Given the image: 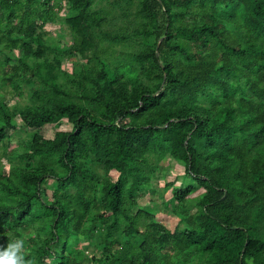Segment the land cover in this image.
Segmentation results:
<instances>
[{"label":"trees","instance_id":"16d2710c","mask_svg":"<svg viewBox=\"0 0 264 264\" xmlns=\"http://www.w3.org/2000/svg\"><path fill=\"white\" fill-rule=\"evenodd\" d=\"M68 2L75 43L33 64L49 52L43 27L58 0H0V91L23 82L32 92L22 111L0 95V145L32 130L21 149L0 151V246L46 220L30 240L37 264H84L78 235L95 232L98 264H264V0ZM119 12L127 25L104 31ZM104 40L123 49L107 53ZM76 54L86 64L62 79ZM63 119L72 130L45 139ZM168 155L205 190L196 200L194 187L172 190L186 224L173 232L134 214Z\"/></svg>","mask_w":264,"mask_h":264},{"label":"rangeland","instance_id":"374dc122","mask_svg":"<svg viewBox=\"0 0 264 264\" xmlns=\"http://www.w3.org/2000/svg\"><path fill=\"white\" fill-rule=\"evenodd\" d=\"M115 0H95L94 9L98 10L103 6H109V8H113V2ZM56 2L51 3V6H54ZM124 3V2H123ZM49 5V6H50ZM58 7L54 9L56 16L54 19H49L45 21L43 31L45 33L44 42L45 45L48 46L49 52L41 58H32L30 59L31 63H44L45 61H52L54 54L53 50L56 48L63 49L73 45L75 42L74 34L71 31V28L68 24L67 19L70 17V4L68 0H58ZM125 8H128L127 4H123ZM135 7V6H134ZM128 8L129 19L133 18V13L135 12V8ZM119 11V9H117ZM115 17L114 21L108 22L106 25L104 24L103 30L106 32L116 33L120 27L127 25L128 18L121 16V13L118 14L113 13L109 19ZM103 51L108 52H118L123 49L122 45H109L107 40L102 42ZM124 49L127 50L125 46ZM129 50L131 48H128ZM16 52V56H18V51ZM87 62L86 59L82 58L79 54L71 58H64L61 64V78H67V75L73 73H79L82 66ZM62 83H64L62 81ZM31 88L27 86V84L21 82L16 87H3L0 91V95L5 99L8 103L9 107L16 108L20 111L30 105L31 100ZM18 126L23 127L24 122L20 116L16 118ZM73 125L69 122L68 119H63L58 124H48L42 128V132L45 139H53L55 134L59 131H71ZM31 132L32 130H28ZM24 130L18 131L13 135V140L7 145H0L1 153L10 154L12 150L15 151L17 148L21 149L22 144L30 137V133ZM11 132L8 131V135ZM2 144V143H1ZM17 153V151H16ZM19 154V153H17ZM3 168L6 170L11 169V164L6 159H2ZM25 164V163H24ZM114 179H117V173L113 174ZM56 181L54 179L49 180L43 187V196L41 200H37L35 203V209L39 210L43 213L44 207L46 204H50L52 202L53 194L55 191ZM188 187H194L195 191L191 198L194 200L199 199L205 193V190L199 187L191 178L190 175L186 172L185 164L180 162L179 160L173 158L168 155L162 162L161 168L158 169L151 177L150 186L141 190V197L138 199L137 206L135 207L134 214L138 212V210H144L149 212L152 216L155 217V221L164 225L168 230H183L185 228V222L179 216L177 212L178 203L173 199L172 190L174 188L185 189ZM192 205H186L187 212H195L196 209ZM133 214V212H132ZM46 220H40L33 225H29L26 230H22L21 233L23 236H15L14 233L11 232L9 235L10 240L7 243L13 242V240L19 238L24 241L22 251L24 253V259L27 264H37L35 259V255L32 253L33 246L30 243V240L33 238H37L40 228L45 224ZM149 222V220L145 217L141 219V224H145ZM51 229V225L45 228L41 233V237L43 239L46 236H49V232ZM92 238V237H91ZM84 235H78V240L76 241L77 248L83 252L84 264H98V260L101 257L102 244H100V235L96 232L93 234V239H91ZM30 258V259H29ZM50 264H56L54 259L48 260ZM181 264V263H180ZM183 264V263H182ZM190 264V263H186Z\"/></svg>","mask_w":264,"mask_h":264},{"label":"clouds","instance_id":"9594fccd","mask_svg":"<svg viewBox=\"0 0 264 264\" xmlns=\"http://www.w3.org/2000/svg\"><path fill=\"white\" fill-rule=\"evenodd\" d=\"M24 241L15 239L7 247L0 246V264H27L22 251Z\"/></svg>","mask_w":264,"mask_h":264}]
</instances>
